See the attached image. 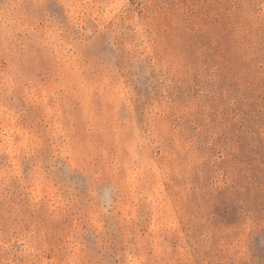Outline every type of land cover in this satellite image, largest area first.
<instances>
[{
  "label": "rangeland",
  "instance_id": "obj_1",
  "mask_svg": "<svg viewBox=\"0 0 264 264\" xmlns=\"http://www.w3.org/2000/svg\"><path fill=\"white\" fill-rule=\"evenodd\" d=\"M0 264H264V0H0Z\"/></svg>",
  "mask_w": 264,
  "mask_h": 264
}]
</instances>
